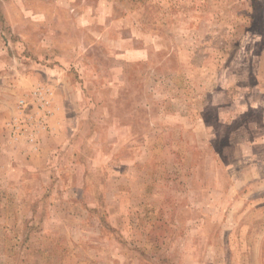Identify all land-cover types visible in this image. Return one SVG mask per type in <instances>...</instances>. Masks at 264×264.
<instances>
[{
	"label": "rangeland",
	"instance_id": "rangeland-1",
	"mask_svg": "<svg viewBox=\"0 0 264 264\" xmlns=\"http://www.w3.org/2000/svg\"><path fill=\"white\" fill-rule=\"evenodd\" d=\"M0 264H264V0H0Z\"/></svg>",
	"mask_w": 264,
	"mask_h": 264
}]
</instances>
